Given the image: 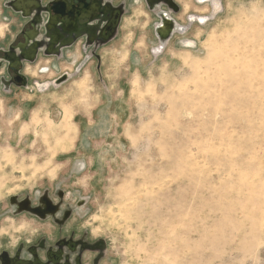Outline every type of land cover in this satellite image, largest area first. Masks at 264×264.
<instances>
[{
    "label": "rangeland",
    "instance_id": "rangeland-1",
    "mask_svg": "<svg viewBox=\"0 0 264 264\" xmlns=\"http://www.w3.org/2000/svg\"><path fill=\"white\" fill-rule=\"evenodd\" d=\"M176 2L184 31L161 50L158 17L129 0L100 74L92 59L0 94V252L73 234L104 240L83 264H264V0ZM48 64L24 71L74 69ZM13 199L57 212L37 222Z\"/></svg>",
    "mask_w": 264,
    "mask_h": 264
},
{
    "label": "flooded vegetation",
    "instance_id": "flooded-vegetation-1",
    "mask_svg": "<svg viewBox=\"0 0 264 264\" xmlns=\"http://www.w3.org/2000/svg\"><path fill=\"white\" fill-rule=\"evenodd\" d=\"M0 1V18L5 24L4 31L0 33V94L2 95H10L13 90L25 89L32 84L35 79L30 78L24 71L25 67L35 64L41 58L49 62L47 66L42 67L45 73L52 71L53 63L63 61L73 62L75 65L76 60L79 62L73 65L72 71L58 73L55 80L63 75L72 74L76 67L84 62L76 71L78 73L92 59L96 60V71L99 73L101 56L98 51L118 37L122 19L129 11V0ZM206 1L200 0L201 3ZM143 2L158 19H161L160 15L167 14L172 17V13L176 14L180 11L176 0H143ZM14 17L19 21L20 26L13 33L12 29L16 25L13 22ZM198 19L199 22L205 20L203 16H199ZM154 34L157 37L155 29ZM157 39L160 40L158 37ZM77 54L80 57L76 58ZM12 202L19 210H25L30 205L29 201L20 203L19 200L13 199ZM40 205L42 210L38 211V214H33L37 222V216L46 219L57 212L54 208L51 210L52 205L46 201ZM66 217L65 213L56 219L64 221ZM102 245L101 239L88 241L85 238L74 237L73 234L57 238L52 243L40 239L32 245L21 244L12 252L2 250L0 264H83L84 252L100 253L104 249Z\"/></svg>",
    "mask_w": 264,
    "mask_h": 264
},
{
    "label": "bare ground",
    "instance_id": "bare-ground-1",
    "mask_svg": "<svg viewBox=\"0 0 264 264\" xmlns=\"http://www.w3.org/2000/svg\"><path fill=\"white\" fill-rule=\"evenodd\" d=\"M206 20L201 21L202 24H205ZM157 37L160 39V44L157 50H161V48L166 44V42L177 32V31H183L184 28L176 22V20L172 19L171 16L165 14L161 17V19H158L157 26L154 27ZM168 39V40H167ZM189 43L188 41H186ZM31 209V208H29ZM42 207L41 205L36 209L32 210V214H38V211H41Z\"/></svg>",
    "mask_w": 264,
    "mask_h": 264
},
{
    "label": "crops",
    "instance_id": "crops-1",
    "mask_svg": "<svg viewBox=\"0 0 264 264\" xmlns=\"http://www.w3.org/2000/svg\"><path fill=\"white\" fill-rule=\"evenodd\" d=\"M75 65H77V63H75ZM74 65V66H75ZM45 66V65H44ZM39 69V68H38ZM79 68H77L76 67V70H75V72H73L72 74L70 73V74H67V75H69L70 77H69V79H67V81L68 80H70V79H72L75 75H76V71L78 70ZM50 72V71H49ZM61 72H64V71H62V70H60L58 73H61ZM57 77V75H53V76H51V77H47V78H43V79H41V78H37V77H33L35 80H33V82H32V84H30V85H28V87H26L25 88V92H27V95L28 96H30V95H33V94H36L37 92H40L38 89H37V87L36 86H38V85H41V86H45V85H48L49 87H51V86H53L54 87V80H55V78ZM46 79H48V80H46ZM67 81H65L64 83H66ZM64 83H62V84H64ZM62 84H60V85H57V86H61ZM36 85V86H35ZM13 96L14 95V93L13 94H10V95H7V96ZM16 96H18V95H15L14 97H12V98H16ZM28 100V99H27ZM12 102H15V100H13ZM28 107H29V104H28ZM12 109H13V107H12Z\"/></svg>",
    "mask_w": 264,
    "mask_h": 264
},
{
    "label": "water",
    "instance_id": "water-1",
    "mask_svg": "<svg viewBox=\"0 0 264 264\" xmlns=\"http://www.w3.org/2000/svg\"><path fill=\"white\" fill-rule=\"evenodd\" d=\"M160 17H162V15H160ZM184 31V30H183ZM179 32V31H178ZM180 32H182V31H180ZM168 40V39H167ZM168 42V41H167ZM166 42V43H167ZM165 46V45H164ZM84 63V62H83ZM83 63H81V65L78 67V68H80L82 65H83ZM98 71H99V63H98ZM99 74H100V71H99ZM69 75H63V76H61L60 78H58V79H56V80H54V87H56L57 85H60V84H62V83H64L65 81H67V79H69ZM47 88H49V86L48 85H45V86H38L37 87V89L39 90V91H44V90H46ZM101 243L103 244L102 246L104 247V240H102L101 239Z\"/></svg>",
    "mask_w": 264,
    "mask_h": 264
}]
</instances>
